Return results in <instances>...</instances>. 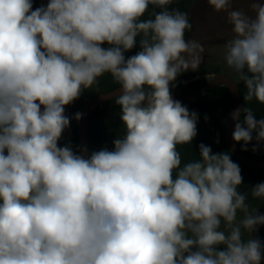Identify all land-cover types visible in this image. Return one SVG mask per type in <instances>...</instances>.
I'll return each mask as SVG.
<instances>
[{
    "label": "clouds",
    "instance_id": "9594fccd",
    "mask_svg": "<svg viewBox=\"0 0 264 264\" xmlns=\"http://www.w3.org/2000/svg\"><path fill=\"white\" fill-rule=\"evenodd\" d=\"M174 2L0 0V264H261L264 242L242 228L257 231L264 214H248L230 153L201 143L181 166L177 146L196 137L198 115L171 85L199 69L203 46L185 39L192 25ZM207 2L232 25L224 59L244 100L264 103V3L250 16ZM150 5L160 11L144 19ZM105 74L120 86L125 131L85 158L59 146L65 107ZM230 117L245 150L264 144V118L244 106ZM251 196L264 198V182Z\"/></svg>",
    "mask_w": 264,
    "mask_h": 264
},
{
    "label": "trees",
    "instance_id": "16d2710c",
    "mask_svg": "<svg viewBox=\"0 0 264 264\" xmlns=\"http://www.w3.org/2000/svg\"><path fill=\"white\" fill-rule=\"evenodd\" d=\"M179 9L180 11L188 13V19L192 25V20L188 12L187 3L184 1L174 2L169 5V10ZM160 9L149 6V11L143 17L144 19L152 18L153 12H158ZM193 25L190 30H186L185 39L191 35ZM107 48L109 45H102ZM139 49V44L131 51L127 52L126 58L136 54ZM206 71H186L180 74L177 79L171 85V94L181 90L183 94H190L199 88H201L206 82V76H203ZM218 73L216 70L211 73ZM238 89V93L241 100V108H250L257 119L264 118V103L258 102L255 98L251 101L244 100L246 94V88L243 81L238 77L235 82ZM119 87L110 74L98 78V81L91 89L84 90L81 96L76 100L74 105L75 112H80L84 105L96 97L97 95L104 94ZM116 98V97H115ZM115 98L109 99L103 104L95 108L88 116L87 119V156L93 151H99L103 148L112 150L113 140L116 137L123 136L124 126L120 120V107L116 105ZM188 108L190 112H195L198 115L197 119V135L192 140L191 144L179 145L177 150L181 154V166L191 161H198L199 145L201 143L206 146H210L213 153L229 152L225 144L226 126L230 117L231 109L233 106L232 98L223 85H217L210 90L206 91L202 96L194 101L188 103H182ZM68 144L74 151L79 154L80 151V132L78 123L75 121L68 133ZM235 142V141H234ZM237 150L244 156L253 160H264V144H261L258 150L253 151V146L256 145L255 139L246 146L243 143L235 142ZM231 155V153H230ZM231 159L237 163L241 169V175L243 182L239 186V191L247 194L246 204L248 205V214L252 211L264 207V198H253L251 196V188L258 183L264 182V168H249L239 163L232 155ZM175 175V173H174ZM244 212L238 210L237 217ZM237 220V219H236ZM221 229L224 230L222 223ZM261 235H256L254 238L261 240ZM243 239H249L247 236H243ZM223 246H221L222 249Z\"/></svg>",
    "mask_w": 264,
    "mask_h": 264
},
{
    "label": "crops",
    "instance_id": "0c3cea01",
    "mask_svg": "<svg viewBox=\"0 0 264 264\" xmlns=\"http://www.w3.org/2000/svg\"><path fill=\"white\" fill-rule=\"evenodd\" d=\"M178 1L187 3L188 12L192 20L193 30L187 40H195L203 46V52L201 53L202 62L200 65L207 66L208 58H224L226 51L225 44L234 35L231 30L232 25L227 20V13L214 11L207 0H175V2ZM252 2L253 0H232V9H242L248 15L254 16L255 13L251 9ZM260 2L264 3V0H260ZM47 3L48 0H33V8L35 9ZM209 64L216 68L220 65L217 61H211ZM211 65L208 66L211 67ZM75 102L76 100L67 105L65 112L68 107H74Z\"/></svg>",
    "mask_w": 264,
    "mask_h": 264
},
{
    "label": "water",
    "instance_id": "95a60500",
    "mask_svg": "<svg viewBox=\"0 0 264 264\" xmlns=\"http://www.w3.org/2000/svg\"><path fill=\"white\" fill-rule=\"evenodd\" d=\"M217 85H223L229 91L231 98H232V102H233L231 113L234 110L241 108V100H240V96H239L236 84H235V82H233L232 80H230L226 76H221V77L216 78L212 81L206 80L205 84L201 88H199L198 90H196L190 94H183V92L181 90H178L177 92L172 94V97L174 100L180 101L181 103H188V102L196 100L197 98L202 96L206 91L210 90L211 88H213ZM119 87H116L115 89L108 91L104 94L97 95L96 97H94L93 99L88 101L84 105L82 110L80 111V113L82 115H81V119H79V121H80V123H79L80 124V126H79L80 127L79 128V132H80V151H79V154L84 156L85 158H87V146H88V144H87V119H88V116L99 105L103 104L104 102H106L109 99L115 98L119 94ZM233 131H234V121L231 119V117H229V120H228V123L226 126L225 144H226L227 149L231 153V155L239 163H241V164H243L249 168H253V169L264 168V160L250 159V158L244 156L243 154H241L237 150L235 142L232 138Z\"/></svg>",
    "mask_w": 264,
    "mask_h": 264
},
{
    "label": "rangeland",
    "instance_id": "374dc122",
    "mask_svg": "<svg viewBox=\"0 0 264 264\" xmlns=\"http://www.w3.org/2000/svg\"><path fill=\"white\" fill-rule=\"evenodd\" d=\"M217 58H208V60H207L208 65H211V64H209L211 61H217L220 64V65H218L217 68L215 66L213 67L212 65H211V67L208 65L207 66L206 65H204V66L200 65L201 67L196 71L204 70L206 72H205V74H203V76H207L208 73H211V71L216 70V71H218V73H220V74H218V73L216 74V73L212 72L215 74L216 78H219L221 76H226L230 80H232L233 82H237L238 75L226 65L225 59L221 58V57H217ZM193 72H195V71H193ZM76 113H80V112H75L73 107L72 108L68 107L66 112H65V114L70 118V126L67 129H65V131L62 134V137L59 141V146H61V147L68 144L67 137H68V133H69L73 123L76 121L78 123V126H80V124H79L80 121L75 119ZM71 121H72V125H71ZM257 211L259 212V214H264V207L263 208L260 207L259 209L252 211L250 214L254 215ZM244 216H245V213H243L242 215H239L237 217V220L235 223L239 224V222L244 218ZM242 235L247 236L248 238H254V236H256V235H261L262 236L261 241L264 242V225L259 226L258 230L253 232V233H249V232L243 230V228H242ZM261 264H264V257H262Z\"/></svg>",
    "mask_w": 264,
    "mask_h": 264
}]
</instances>
